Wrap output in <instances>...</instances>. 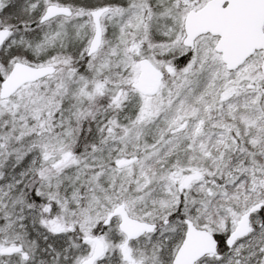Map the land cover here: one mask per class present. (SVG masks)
I'll use <instances>...</instances> for the list:
<instances>
[{
  "label": "snow or ice",
  "instance_id": "1",
  "mask_svg": "<svg viewBox=\"0 0 264 264\" xmlns=\"http://www.w3.org/2000/svg\"><path fill=\"white\" fill-rule=\"evenodd\" d=\"M0 264H264V0H0Z\"/></svg>",
  "mask_w": 264,
  "mask_h": 264
}]
</instances>
